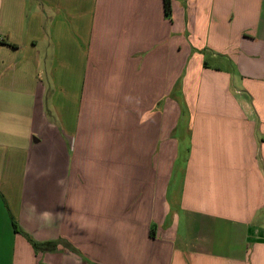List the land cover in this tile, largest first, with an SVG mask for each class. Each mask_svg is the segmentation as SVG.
I'll return each mask as SVG.
<instances>
[{
  "label": "crops",
  "instance_id": "crops-1",
  "mask_svg": "<svg viewBox=\"0 0 264 264\" xmlns=\"http://www.w3.org/2000/svg\"><path fill=\"white\" fill-rule=\"evenodd\" d=\"M0 36V264H264V0H0Z\"/></svg>",
  "mask_w": 264,
  "mask_h": 264
},
{
  "label": "trees",
  "instance_id": "trees-1",
  "mask_svg": "<svg viewBox=\"0 0 264 264\" xmlns=\"http://www.w3.org/2000/svg\"><path fill=\"white\" fill-rule=\"evenodd\" d=\"M164 7H165V12L168 15L171 13V0H164ZM16 229L17 226L15 225ZM30 242L32 243L34 249L39 252V251H50V252H55L58 247V242L52 241V242H45V243H39L35 242L31 238H29ZM92 264V263H89Z\"/></svg>",
  "mask_w": 264,
  "mask_h": 264
},
{
  "label": "built area",
  "instance_id": "built-area-1",
  "mask_svg": "<svg viewBox=\"0 0 264 264\" xmlns=\"http://www.w3.org/2000/svg\"><path fill=\"white\" fill-rule=\"evenodd\" d=\"M4 38L2 36H0V42H3Z\"/></svg>",
  "mask_w": 264,
  "mask_h": 264
},
{
  "label": "rangeland",
  "instance_id": "rangeland-1",
  "mask_svg": "<svg viewBox=\"0 0 264 264\" xmlns=\"http://www.w3.org/2000/svg\"><path fill=\"white\" fill-rule=\"evenodd\" d=\"M186 109V108H185ZM182 114H184V112L182 111Z\"/></svg>",
  "mask_w": 264,
  "mask_h": 264
}]
</instances>
